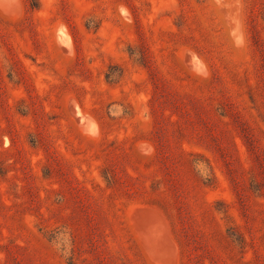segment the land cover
I'll use <instances>...</instances> for the list:
<instances>
[{
    "label": "rangeland",
    "instance_id": "obj_1",
    "mask_svg": "<svg viewBox=\"0 0 264 264\" xmlns=\"http://www.w3.org/2000/svg\"><path fill=\"white\" fill-rule=\"evenodd\" d=\"M0 264H264V0H0Z\"/></svg>",
    "mask_w": 264,
    "mask_h": 264
},
{
    "label": "bare ground",
    "instance_id": "obj_2",
    "mask_svg": "<svg viewBox=\"0 0 264 264\" xmlns=\"http://www.w3.org/2000/svg\"><path fill=\"white\" fill-rule=\"evenodd\" d=\"M231 9H232V8H231ZM230 15H231V14H230ZM231 17H232V16H231ZM224 18H225V17H224ZM233 20H234V19H233ZM230 22H231V21H230ZM231 24H232V23H231ZM236 26H238V24H237ZM238 27H239V26H238ZM235 28H237V27H235ZM240 32H241V31H240ZM236 34H238V33H236ZM236 36H237V35H236ZM66 42H67V41H66ZM65 44H67V43H65ZM67 45H68V44H67ZM67 45H66V46H67ZM68 46H69V45H68ZM68 46H67V47H68ZM64 48H66V47H64ZM64 48H63V49H64ZM69 48H70V46H69ZM66 50H67V48H66Z\"/></svg>",
    "mask_w": 264,
    "mask_h": 264
}]
</instances>
